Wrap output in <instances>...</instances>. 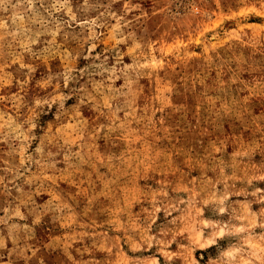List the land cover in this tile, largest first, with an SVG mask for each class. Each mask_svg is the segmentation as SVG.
Masks as SVG:
<instances>
[{
	"label": "rangeland",
	"instance_id": "374dc122",
	"mask_svg": "<svg viewBox=\"0 0 264 264\" xmlns=\"http://www.w3.org/2000/svg\"><path fill=\"white\" fill-rule=\"evenodd\" d=\"M0 264H264V0H0Z\"/></svg>",
	"mask_w": 264,
	"mask_h": 264
}]
</instances>
